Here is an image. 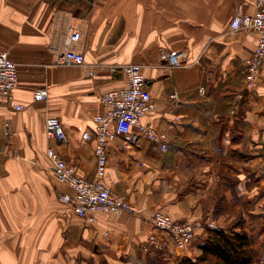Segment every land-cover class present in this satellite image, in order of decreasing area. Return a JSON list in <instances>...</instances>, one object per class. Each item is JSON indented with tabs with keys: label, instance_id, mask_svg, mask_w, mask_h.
Masks as SVG:
<instances>
[{
	"label": "crops",
	"instance_id": "1",
	"mask_svg": "<svg viewBox=\"0 0 264 264\" xmlns=\"http://www.w3.org/2000/svg\"><path fill=\"white\" fill-rule=\"evenodd\" d=\"M240 3L257 12V0H0V51L17 64L13 98L24 106L0 95V264H154L143 261L166 245L184 256L154 228L156 211L198 222L197 240L206 222L230 227L232 207L247 206L253 227L264 220V60L250 86L246 60L259 32L231 28ZM74 31L81 38L68 45ZM67 48L83 63L59 64ZM170 51H184L186 63L167 69ZM131 63L156 104L142 122L167 134L168 150L139 135L111 140L102 181L136 212L98 213L89 223L59 201L71 190L47 148L96 179L93 117L107 110L105 92L127 86ZM36 89L48 98L36 101ZM48 116L61 120L67 145L47 135ZM256 250L264 263V246ZM200 253L193 244L186 255Z\"/></svg>",
	"mask_w": 264,
	"mask_h": 264
},
{
	"label": "built area",
	"instance_id": "2",
	"mask_svg": "<svg viewBox=\"0 0 264 264\" xmlns=\"http://www.w3.org/2000/svg\"><path fill=\"white\" fill-rule=\"evenodd\" d=\"M230 26L234 30L245 29L259 32L257 46L251 57L246 60V81L253 86L264 60V0H257L255 14L246 13L244 5L238 4ZM80 38V32L74 31L68 36L67 43L68 45L76 43ZM162 58L167 61V69H172L184 65L187 54L184 51H170L164 53ZM83 61L84 54L74 48H67L58 58V63L65 65L81 64ZM123 72L127 78V86L105 92L101 96V101L107 110L93 117L97 160L96 179L90 181L80 176L76 168L68 163L60 152L53 147L47 148V155L51 159L57 180L71 190L60 193L59 201L70 205L77 216L89 223L95 221L98 213L136 212L134 204L102 181L108 168V145L111 140L118 135L126 138L139 135L160 145L163 151L168 150L167 134L142 122L144 116L156 109L151 91L147 88L142 67L139 64H126ZM18 83L17 64L11 59L7 50L0 51V95L6 98L11 107L22 110L24 106L16 103L13 98V92ZM202 92H204L203 88ZM48 95L47 89L34 91L36 101L46 100ZM173 96H176V93ZM134 128H137V133H133ZM46 132L50 138L61 145H67L69 142L68 135L57 116L46 118ZM92 137L93 134L89 131L83 133L84 140H90ZM151 222L155 229L167 234L175 249L185 256L196 238V230L200 225L198 222L175 220L162 211L154 212ZM206 226L208 229L217 228L213 222H206ZM154 239L152 235L151 240Z\"/></svg>",
	"mask_w": 264,
	"mask_h": 264
},
{
	"label": "trees",
	"instance_id": "3",
	"mask_svg": "<svg viewBox=\"0 0 264 264\" xmlns=\"http://www.w3.org/2000/svg\"><path fill=\"white\" fill-rule=\"evenodd\" d=\"M208 231L197 242L199 255L180 257L174 264H253L258 259L256 236L252 232L238 225ZM160 254L161 251L155 253L151 260L156 263Z\"/></svg>",
	"mask_w": 264,
	"mask_h": 264
},
{
	"label": "rangeland",
	"instance_id": "4",
	"mask_svg": "<svg viewBox=\"0 0 264 264\" xmlns=\"http://www.w3.org/2000/svg\"><path fill=\"white\" fill-rule=\"evenodd\" d=\"M243 209H244V211L240 210L239 208H233V207L229 208V210H227V212L230 214L231 217L229 218L230 222L226 226H233V225H238L239 226L240 225V227H242L243 229H246V230H248L250 232H253V233L255 232V234L261 233L262 231H264V220L259 221V223H257L258 225H256V227H253L254 224H256L257 219L255 218L253 220V222H252L253 218L251 219L250 216L249 217H245V213H246V216H248V213H247L248 207L244 206ZM195 240L196 241H194L193 244L196 246L198 240L197 239H195ZM255 245L264 246V238L261 241L256 240ZM173 247H174V245H173ZM160 249L162 251H161L160 257L156 258V263L157 264H174L178 260V258L185 257V255L184 256H180V255H177V253H173V251L171 249H169V247L167 245H166V247L163 246V248L160 247ZM174 249H175V247H174ZM152 254H154V253H152ZM174 254L176 255L175 257H174ZM179 254H182V253H179ZM258 254H259V251H258ZM260 261L261 260L258 259L256 262L259 263V264H264V263H262ZM143 262L144 263H152L153 262L154 264H156L153 259L152 260L149 259V256H147V258L144 259ZM256 262H254V263L257 264Z\"/></svg>",
	"mask_w": 264,
	"mask_h": 264
}]
</instances>
